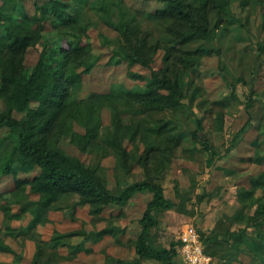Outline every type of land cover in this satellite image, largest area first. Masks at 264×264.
<instances>
[{"label": "rangeland", "instance_id": "rangeland-1", "mask_svg": "<svg viewBox=\"0 0 264 264\" xmlns=\"http://www.w3.org/2000/svg\"><path fill=\"white\" fill-rule=\"evenodd\" d=\"M190 1L196 6L199 3V0ZM28 2L26 0V4ZM130 3V0H84L83 18L93 23L88 26L87 37L93 43V51L102 56L90 73L83 74L78 98L84 99L92 91H106L115 84L129 88L146 82L145 77L143 80L128 77L127 63L124 62L102 69L106 66L109 48L100 46L101 36L109 37L116 45L120 36L115 25L127 18L138 24L141 39L160 44L151 67L162 65L163 51L171 46L167 64L171 74L180 77L184 104L178 109L163 111H147L136 106L118 108L121 124L137 130L135 139L125 138L124 143L129 153L134 151L135 160L146 153L148 143L144 144V138L149 143L157 142L144 166L134 165L125 172L118 162L120 150L109 151L103 157L96 151L88 154L80 151L67 136L61 138L60 148L87 166L95 167L113 191L119 190L124 182L145 178L163 187L165 196L174 206L152 211L155 222L147 237L150 246L156 249L168 247L188 223L203 235L230 222L253 233L256 228L247 225L245 216L255 209L256 198L252 196L244 200L248 208H241L240 195L253 190V180L260 173L264 174V49H261L264 43V0H231L230 10L234 16L230 20L212 11L208 19L211 35L207 40L202 42L199 39L178 47L173 45V33L167 29L170 22L147 19L135 13V7ZM120 7L123 11L119 10ZM58 36L57 31H44L40 43L28 49L26 65L36 61L41 43H53ZM195 48H199L197 52ZM186 57L192 60L187 63ZM135 68H139L144 76L149 73L148 67ZM101 117L104 124L100 128L102 137L106 135V125L110 124L111 112L107 107L101 109ZM164 122L172 129L158 144L163 134L155 136L148 128ZM73 125L83 131L76 122ZM243 125L245 128L240 132ZM196 129H199V135L206 136L213 148L212 158L194 135ZM4 141L0 149L5 147L8 139ZM2 186L3 181H0V188ZM256 192L259 194L262 189ZM34 198L27 191L0 197V223L14 227L18 232L15 237L4 234L3 239L21 254V258H17L0 253V264H28L36 240L43 237V233L52 234L53 230L71 234L62 237L65 246L60 249L46 245V253L56 254V261L52 264H163L162 260L139 255L135 250L142 230L140 218L152 198L151 191L137 192L126 204L105 208L102 215L90 214L88 207L82 206L75 195L62 197L49 212L52 229H46L42 224L34 225L32 212L26 211L19 218H8L1 210L2 204L15 208L21 203L35 211L36 203L30 200ZM74 207L77 208L72 214ZM243 215L244 218L238 220ZM95 233H98L97 241L88 236ZM212 257V263L218 264V257ZM233 264H248V257L242 256Z\"/></svg>", "mask_w": 264, "mask_h": 264}, {"label": "trees", "instance_id": "trees-1", "mask_svg": "<svg viewBox=\"0 0 264 264\" xmlns=\"http://www.w3.org/2000/svg\"><path fill=\"white\" fill-rule=\"evenodd\" d=\"M230 1L199 0L197 6L190 0H130V4L135 7V13L147 19L170 22L167 29L173 33V45L178 47L199 39L202 42L207 40L211 35L208 19L212 11L230 20L234 16ZM83 2L29 0L26 4V0H0V147L4 139H8L5 147L0 149V181H3L0 197L27 191L35 196L30 200L36 203L35 211H30L21 203L15 208L2 204L1 210L8 218H19L26 211L32 212L34 225L42 224L46 225V229H52L49 212L62 197L75 195L82 206L88 207L90 214L102 215L105 208L113 204L124 205L137 192L148 190L152 192V198L140 218L142 230L135 250L139 255L162 260L163 264H177V239L161 249L150 246L148 242L147 232L155 222L152 211L174 206L160 184L145 178L124 182L119 190L113 191L95 167L87 166L84 161L60 148L61 138L67 136L80 151L88 154L96 151L103 157L109 151L120 150L118 162L125 172L134 165L144 166L157 142L149 143L144 138V144L148 143L146 153L135 160L134 151L129 153L124 143L125 138L134 140L137 130L121 124L118 108L136 106L147 111H163L178 109L184 104L180 77L172 75L167 64L171 46L163 51L162 65L151 67L160 44L148 43L147 37V40L141 39L138 24L127 18L115 25L120 36L116 45L109 37L101 36L100 46L109 48L106 66L102 69L124 62L127 63L128 77L138 80L145 77L146 82L129 88L115 84L106 91H92L84 99L78 98L83 74L90 73L102 56L93 51V43L87 37L88 26L93 23L83 18ZM153 2H157L156 5H152ZM119 10L123 11V8ZM47 29L58 32L57 41L41 43L36 61L27 66L25 57L28 49L40 43V37ZM263 44L261 49H264ZM186 58L187 63L192 60ZM135 66L148 67V75L144 76ZM104 107L110 110L111 118L105 128L106 135L101 137L100 128L104 125L101 109ZM73 122L82 126L83 131L76 129ZM244 128L245 125L240 132ZM171 129L166 122L148 128L150 134H163L158 144L163 142L166 138L164 134ZM2 132L5 134L2 135ZM198 132L199 129H196L194 135L212 158L213 148L207 138ZM251 184L253 190L248 194L241 193L240 200L243 202L252 196L256 198L255 209L245 216L247 225L256 228L253 233L245 227L237 228L232 222L216 226L207 235L198 230L204 251L218 257V264H233L242 256L248 257V264H253V261L264 264V174L260 173ZM259 188L262 192L258 194L256 190ZM243 207L248 208L247 203L243 202ZM240 218L244 215L238 220ZM4 234L15 237L18 232L14 227L0 223V253L21 258V254L4 241ZM70 234L58 230H53L52 234L43 233V237L36 240L28 264L55 262L56 254L46 253V245L60 249L65 246L62 237ZM88 236L98 240V233Z\"/></svg>", "mask_w": 264, "mask_h": 264}, {"label": "built area", "instance_id": "built-area-1", "mask_svg": "<svg viewBox=\"0 0 264 264\" xmlns=\"http://www.w3.org/2000/svg\"><path fill=\"white\" fill-rule=\"evenodd\" d=\"M176 239L177 264H213V257L204 251L200 233L193 224H185Z\"/></svg>", "mask_w": 264, "mask_h": 264}, {"label": "water", "instance_id": "water-1", "mask_svg": "<svg viewBox=\"0 0 264 264\" xmlns=\"http://www.w3.org/2000/svg\"><path fill=\"white\" fill-rule=\"evenodd\" d=\"M202 137H203V138H206V136H205L204 134H202Z\"/></svg>", "mask_w": 264, "mask_h": 264}]
</instances>
